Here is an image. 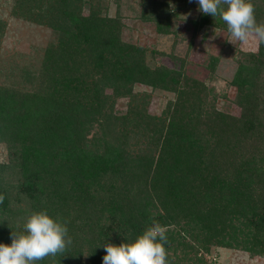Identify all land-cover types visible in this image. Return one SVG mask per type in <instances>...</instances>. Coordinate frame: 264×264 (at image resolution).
<instances>
[{
	"label": "trees",
	"instance_id": "1",
	"mask_svg": "<svg viewBox=\"0 0 264 264\" xmlns=\"http://www.w3.org/2000/svg\"><path fill=\"white\" fill-rule=\"evenodd\" d=\"M69 4L61 0L58 13L48 15L56 26L68 24L65 38L83 52L88 73L65 77L60 90L18 94L0 87V144L9 154L0 162V243L10 245L11 233L23 231L31 212L47 210L67 222L72 243L63 256L37 264H81L76 224H87L90 232L93 216L98 222L111 205L122 211L117 223L95 225L91 233L100 232L87 240V264H102L104 243L134 240L153 221L179 227L166 232L168 264H204L198 249L207 252L232 234L245 239L248 253L263 256L264 107L258 95L243 92L241 85L240 116L216 113L218 126L208 135L197 127L198 115L182 114L178 105L165 117L135 107L122 116L102 111L108 106L106 87L115 95L129 93L135 83L174 90L183 74L162 66L149 69L142 51L119 40V23L93 12L81 17ZM263 65L256 56L239 65L237 78L257 74ZM84 76H90L88 83H81ZM93 119L108 132L116 127L118 134L88 139ZM144 138L140 148L137 140ZM131 191L135 200L129 199ZM147 206L159 212L147 214ZM9 214L10 225L1 226ZM121 218L130 224L128 236L119 231ZM176 250L184 251L177 255Z\"/></svg>",
	"mask_w": 264,
	"mask_h": 264
},
{
	"label": "rangeland",
	"instance_id": "2",
	"mask_svg": "<svg viewBox=\"0 0 264 264\" xmlns=\"http://www.w3.org/2000/svg\"><path fill=\"white\" fill-rule=\"evenodd\" d=\"M62 1L70 3L68 7L81 17L93 12L119 23V40L123 45L142 51L144 64L149 69L162 66L175 72L180 70L183 74L174 90H155L135 83L129 93L115 95L106 87L103 94L109 96L108 106L101 107L102 111L107 112L105 109L108 108L113 115L122 116L130 107H135L148 116L165 117L169 116L172 107L178 105L182 114L198 115V119H194L198 121L197 127L208 135L218 126L216 113H221L224 118L240 116L242 109L237 101L241 85L243 92L248 89L258 95V101L264 107V65L257 74L242 73L237 78L239 65H249L256 56L264 63V45H260V50L254 42L245 46L232 40L222 19L203 14L198 0ZM250 2L255 9L257 23H264V0ZM59 3L61 0H0V87L18 94L60 90L65 77L78 78L88 73L89 63L81 60L83 52L65 38L68 24L60 21L56 26L49 16L58 13ZM89 77L84 76L81 83H88ZM182 91L185 93L181 94ZM261 115L264 116V110ZM126 121H129V116ZM116 130L114 127V133L108 132L93 119L87 138L103 139L105 135L106 139H113L118 134ZM137 141L143 148L147 138ZM8 157L7 145L1 143L0 162H6ZM135 196L131 191L129 199ZM110 207L107 206L108 210L100 214L98 222L94 220L96 215L93 216L90 232H87V224H76L79 227L77 240L82 244L81 264H87V240L100 232L91 233L95 225L117 223L122 208ZM145 212L153 216L159 211L147 206ZM10 217L9 214L1 226H9ZM121 219L119 231L128 236L130 224L127 218ZM177 229L179 227L167 226L166 232ZM244 241V238L232 234L210 245L207 252L198 249L197 254L204 264H264V255L248 253L242 245ZM181 251L184 250H176L175 253L180 255ZM169 252L173 255L172 250Z\"/></svg>",
	"mask_w": 264,
	"mask_h": 264
},
{
	"label": "clouds",
	"instance_id": "3",
	"mask_svg": "<svg viewBox=\"0 0 264 264\" xmlns=\"http://www.w3.org/2000/svg\"><path fill=\"white\" fill-rule=\"evenodd\" d=\"M199 10L219 16L232 40L241 45H264V23H257L250 0H198ZM4 199L0 196V202ZM67 222L49 216L47 210L33 211L25 217L23 231L11 233V244L0 243V264H37L45 258L63 256L72 239ZM166 227L153 221L134 240L119 246L104 243L102 264H168L164 245ZM55 264V260H54Z\"/></svg>",
	"mask_w": 264,
	"mask_h": 264
}]
</instances>
